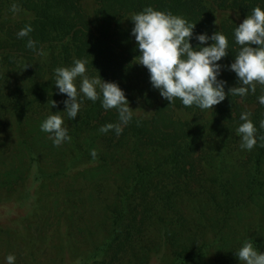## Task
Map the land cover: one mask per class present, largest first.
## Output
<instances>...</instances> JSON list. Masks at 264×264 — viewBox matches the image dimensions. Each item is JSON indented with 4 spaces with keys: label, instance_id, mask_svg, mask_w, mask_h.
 <instances>
[{
    "label": "trees",
    "instance_id": "1",
    "mask_svg": "<svg viewBox=\"0 0 264 264\" xmlns=\"http://www.w3.org/2000/svg\"><path fill=\"white\" fill-rule=\"evenodd\" d=\"M147 7L193 24L194 48L197 34H224L229 54L218 79L226 93L237 85L228 70L241 47L234 29L253 8L264 10V0H0V128L14 139L0 137V206L29 213L31 205L36 217L44 198L61 196L57 235L67 248L82 246L85 264H240L235 252L245 241L264 252V141L241 159L236 134L248 112L264 137V85L226 95L213 110L178 98L170 105L133 62L136 42L122 26ZM74 59L87 61L89 77L125 92L135 111L119 135L100 131L119 123L102 97L85 98L75 120L63 112L67 97L55 88L54 69ZM56 112L71 137L59 146L40 128ZM21 220L0 225V234L9 227L24 236Z\"/></svg>",
    "mask_w": 264,
    "mask_h": 264
},
{
    "label": "clouds",
    "instance_id": "2",
    "mask_svg": "<svg viewBox=\"0 0 264 264\" xmlns=\"http://www.w3.org/2000/svg\"><path fill=\"white\" fill-rule=\"evenodd\" d=\"M12 11H17L15 4ZM131 21V36L135 38L139 53L133 62L148 70L152 87L170 105L178 98L186 107L213 110L225 100L226 95L244 97L255 93L256 84L264 85V10L260 7L253 8L251 14L234 29L235 43L241 47L228 70L235 73L238 86L229 88L227 93V82L218 79L224 67L219 61L229 54L224 34L220 31L211 36L197 34L194 38L198 43L194 48L190 40L195 26L180 16L147 7L134 14ZM31 31L30 26L23 28L17 36L26 37ZM26 46L34 48L35 42L29 39ZM86 65V60L74 59L70 66L54 69L55 88L58 94L67 97L63 101V112L75 120L85 98L96 102L102 97L101 107L116 109L119 123L104 125L100 131L114 129L119 135L122 126L131 121L135 110L130 108L125 92L117 83L106 82L100 75L99 78L89 77ZM77 78L80 81L78 88ZM258 102L264 105V95L258 97ZM51 103L53 108L56 107L55 101ZM60 113L50 114L40 125L41 131L49 134L55 146L71 139ZM249 117L250 113L242 112L239 117L242 123L236 129L243 150H251L257 145V139L264 141V137H257V128ZM259 127L264 129V120L259 122ZM91 155L95 157L94 150ZM235 255L240 264H264V252L250 241H245ZM15 260L16 257L9 254L5 257V264H15Z\"/></svg>",
    "mask_w": 264,
    "mask_h": 264
},
{
    "label": "rangeland",
    "instance_id": "3",
    "mask_svg": "<svg viewBox=\"0 0 264 264\" xmlns=\"http://www.w3.org/2000/svg\"><path fill=\"white\" fill-rule=\"evenodd\" d=\"M122 26L131 31L133 23L131 20L125 19ZM132 39L135 40L133 36ZM0 137L14 141L13 135H9V127L6 126L0 128ZM247 151L241 148L238 152L239 157L244 158L243 156ZM56 199H61V196L44 198L43 203L46 206L41 207L40 210L38 207L37 211H39L36 217L32 215L35 210L31 205L29 213L24 212V209H19L14 204L0 206L1 226L8 225L9 220L18 216L21 217V224L25 229L24 236L17 231H12L14 229L9 227L5 228L6 233L0 234V264H5V257L9 254L16 257L15 264H85L81 262L84 253L82 246H77L75 242H72L73 246L69 245L67 248L61 241V235H57L58 223L55 217L58 208L54 205ZM80 213L84 215L86 220L89 219L81 207ZM36 228L38 229L37 232L35 231ZM8 232H10V236L7 235Z\"/></svg>",
    "mask_w": 264,
    "mask_h": 264
}]
</instances>
